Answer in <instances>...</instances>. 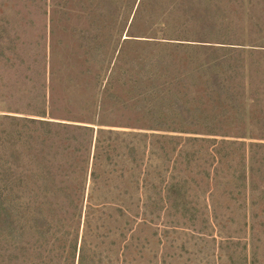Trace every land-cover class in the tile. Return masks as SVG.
<instances>
[{"label": "rangeland", "instance_id": "374dc122", "mask_svg": "<svg viewBox=\"0 0 264 264\" xmlns=\"http://www.w3.org/2000/svg\"><path fill=\"white\" fill-rule=\"evenodd\" d=\"M0 264H264V0H0Z\"/></svg>", "mask_w": 264, "mask_h": 264}, {"label": "trees", "instance_id": "16d2710c", "mask_svg": "<svg viewBox=\"0 0 264 264\" xmlns=\"http://www.w3.org/2000/svg\"><path fill=\"white\" fill-rule=\"evenodd\" d=\"M202 47H209V48H202V49H207V50H209L210 52L209 53H211V59L209 60V62L207 63L208 65H209V68L208 69H212L213 68V66H214V64H216V60H220L221 58H222V55L218 58V51H219V47H217V46H202ZM216 54H217V58H215V59H213L214 58V56H216ZM213 61V62H212ZM214 61H215V63H214ZM217 61V62H218ZM212 63H214V64H212ZM211 65V66H210Z\"/></svg>", "mask_w": 264, "mask_h": 264}]
</instances>
